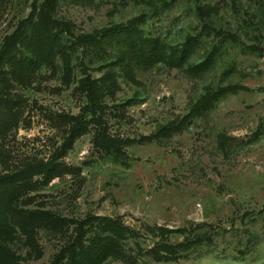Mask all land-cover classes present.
I'll use <instances>...</instances> for the list:
<instances>
[{
    "label": "rangeland",
    "instance_id": "374dc122",
    "mask_svg": "<svg viewBox=\"0 0 264 264\" xmlns=\"http://www.w3.org/2000/svg\"><path fill=\"white\" fill-rule=\"evenodd\" d=\"M34 2L0 0V50ZM140 16L144 35L159 38L168 55L192 38L191 56L136 66L131 76L121 63L122 45L105 41L101 53L76 49L70 82L61 60L43 66L30 85L15 84L21 119L0 137V174L58 154L70 116L84 114L89 104L79 81L114 71L120 89L114 98L105 97L104 119L112 136L133 140L124 145L125 157L98 150L90 125L62 159L80 171L54 178L20 200V207L75 219L121 216L143 233L141 251L131 242L138 264H264V0H59L57 9L60 20L72 23L69 44L76 35L114 30ZM228 85L235 88L181 131L161 133L190 114L207 89ZM256 132L260 141L248 143ZM222 137L230 138L227 151L221 149ZM194 222L224 228L235 223L242 230L249 224L259 243L254 247L245 232L235 231L174 261L158 262L146 253L161 239L150 227ZM182 239L174 234L171 241ZM65 242L41 230L39 255L18 231L3 242L12 252H0V264H49Z\"/></svg>",
    "mask_w": 264,
    "mask_h": 264
},
{
    "label": "trees",
    "instance_id": "16d2710c",
    "mask_svg": "<svg viewBox=\"0 0 264 264\" xmlns=\"http://www.w3.org/2000/svg\"><path fill=\"white\" fill-rule=\"evenodd\" d=\"M58 5L59 0H35L32 13L22 19L14 31L5 37L0 50V137L13 131L21 119V111L18 109L21 104L13 94L15 84L30 85L40 68L54 66L57 59L62 61L67 82H70L73 75L72 56L77 48L84 47L94 53H101L106 51L103 47L105 41L119 42L122 45L121 63L126 73L131 76L136 66H151L165 57L173 61L180 56V60L186 61L193 52L194 44L192 38H189L181 47L173 48L168 55L159 38L144 35L141 22L145 16L133 18L114 30L105 29L76 35L69 44L65 37L67 33H73L72 23L57 17ZM133 64L135 65L132 66ZM79 88L87 95L89 104L84 108V114L70 116L69 135L60 152L49 160H38L28 163L22 169L0 174V252L11 251L4 243L19 231L32 251L39 252L40 255L38 234L41 230H46L66 238L65 245L49 264H106L110 260L138 264L139 255L131 242L138 249H142L139 239L143 233L126 224L121 216L88 214L83 219H75L66 218L51 210L25 209L19 205L20 200L54 178L80 171L62 159L77 138L88 131L90 125L95 127V146L108 156L117 159L125 157L124 145L133 142L131 139L125 142L112 136L104 119V113L108 109V105L103 102L105 97L114 98L120 89L115 72H108L102 79L84 77L79 81ZM234 88L235 86L228 85L214 90L207 89L190 114L179 124L164 128L161 133L171 136L181 131L191 117L212 107ZM261 136V133L256 132L248 143H257ZM147 139L151 140V137ZM229 140L228 137L220 138V146L224 151L229 149ZM149 229L154 236L161 237L146 252L158 262L178 260L200 248L212 247L218 237L227 233L235 234V231L245 232L244 235L249 237V241H253L254 247L258 245L260 238L250 229L249 224L243 230L235 223L232 227L224 228L210 222H194L175 229L166 226ZM174 234L182 236L183 239L171 241ZM242 253L244 256L249 254ZM7 263L18 264L14 261Z\"/></svg>",
    "mask_w": 264,
    "mask_h": 264
}]
</instances>
